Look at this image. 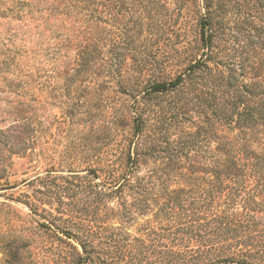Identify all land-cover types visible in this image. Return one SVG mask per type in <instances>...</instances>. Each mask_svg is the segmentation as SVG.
Masks as SVG:
<instances>
[{
	"label": "rangeland",
	"instance_id": "374dc122",
	"mask_svg": "<svg viewBox=\"0 0 264 264\" xmlns=\"http://www.w3.org/2000/svg\"><path fill=\"white\" fill-rule=\"evenodd\" d=\"M42 1L44 13L32 16L27 9L10 13L11 0H0V264H64V258L71 264H130L131 255L143 250V240H151L161 228L175 232L181 226L173 211L174 218L159 214L161 204L173 202L178 196L173 192L181 189V197H201L205 187H183L182 179L174 177L166 188L113 193L109 172L127 132L119 127L124 100L106 85L78 87L62 72L61 64L72 61L80 46L81 15L66 22L47 18L45 8L64 0ZM225 2V22L240 33L242 43L264 39V0ZM106 3L109 21L100 26L110 31V40L129 42L133 53L126 72L133 80L145 81L154 67L153 78L169 80L185 68L189 43L199 38L201 0ZM56 35L61 40L49 39ZM31 68L38 72L29 74ZM202 120L193 116L184 125L169 127L161 148L171 150L187 141ZM199 145L197 157L203 161L208 144ZM152 161L139 168L141 176L160 167L161 160ZM146 203L149 209L143 212ZM257 218L263 227L264 214ZM81 245L88 261L76 263Z\"/></svg>",
	"mask_w": 264,
	"mask_h": 264
},
{
	"label": "trees",
	"instance_id": "16d2710c",
	"mask_svg": "<svg viewBox=\"0 0 264 264\" xmlns=\"http://www.w3.org/2000/svg\"><path fill=\"white\" fill-rule=\"evenodd\" d=\"M15 1L8 12L44 13L42 0ZM106 2L64 0L45 10L47 18L54 15L64 22L81 15L76 38L81 35L80 46L72 61L61 64L62 72L78 87L106 85L124 100L119 127L127 132L109 172L113 193L166 188L174 177L182 179L183 187H205L201 197L186 199L181 189L173 192L178 195L173 202L161 204L159 214L174 218L173 211L180 215L181 226L175 232L161 228L151 240H143V250L131 255L130 264H264V226L257 218L264 214V39L242 43L240 33L225 22V0H201L199 38L196 44L188 42L185 68L169 80L153 78L157 67L145 81L133 80L126 72L133 53L129 42L110 40V31L100 26L109 21ZM51 51L55 54L56 47ZM141 57L143 61L144 54ZM34 72L38 70H29ZM164 96H171L166 104L159 101ZM193 116L203 118L197 131L171 150L162 149L169 127L184 125ZM201 141L208 144L203 161L197 157ZM156 159L161 160L159 168L138 173ZM196 172L203 176L196 177ZM148 209L146 203L141 211ZM81 247L82 253L73 258L76 263L88 261ZM64 264L71 262L64 258Z\"/></svg>",
	"mask_w": 264,
	"mask_h": 264
}]
</instances>
